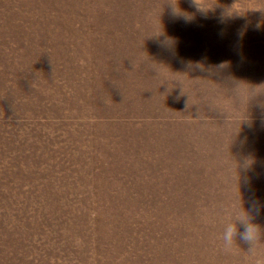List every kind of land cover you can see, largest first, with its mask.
Returning a JSON list of instances; mask_svg holds the SVG:
<instances>
[{"label":"rangeland","instance_id":"1","mask_svg":"<svg viewBox=\"0 0 264 264\" xmlns=\"http://www.w3.org/2000/svg\"><path fill=\"white\" fill-rule=\"evenodd\" d=\"M197 3L0 0V264H264V0Z\"/></svg>","mask_w":264,"mask_h":264},{"label":"clouds","instance_id":"2","mask_svg":"<svg viewBox=\"0 0 264 264\" xmlns=\"http://www.w3.org/2000/svg\"><path fill=\"white\" fill-rule=\"evenodd\" d=\"M188 3L194 7L202 8L197 3V0H188ZM174 14L183 19L185 22H188L191 17L189 14L184 13L178 8L173 0ZM255 203V214L259 215L261 208L264 207L261 201L258 199L254 201ZM234 223H228L224 226L221 239L225 248H231L234 243H236V237L239 235V238L242 241L250 242L255 239L257 232L259 230V225L253 222L252 218L249 215L248 211H245L241 206L240 209L234 214ZM238 226L243 227V231L238 233Z\"/></svg>","mask_w":264,"mask_h":264}]
</instances>
